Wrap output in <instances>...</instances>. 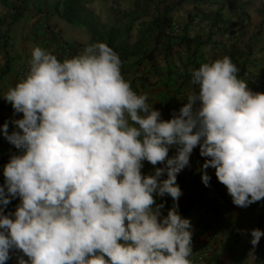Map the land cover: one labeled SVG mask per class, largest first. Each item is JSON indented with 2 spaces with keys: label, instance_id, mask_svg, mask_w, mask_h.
Instances as JSON below:
<instances>
[{
  "label": "clouds",
  "instance_id": "9594fccd",
  "mask_svg": "<svg viewBox=\"0 0 264 264\" xmlns=\"http://www.w3.org/2000/svg\"><path fill=\"white\" fill-rule=\"evenodd\" d=\"M121 66L103 42L63 61L35 47L27 73L3 95L23 117L11 134L3 125L21 151L4 166L0 204L17 195L21 203L0 214V264L14 247L29 258L18 264H193L176 181L197 145L210 158L203 169H215L235 205L264 199V92L239 78L230 56L192 71L197 90L168 120ZM145 160L163 167L144 175ZM210 179L204 171L206 186ZM165 194L174 202L167 215L155 200ZM251 236L255 247L264 231Z\"/></svg>",
  "mask_w": 264,
  "mask_h": 264
},
{
  "label": "crops",
  "instance_id": "0c3cea01",
  "mask_svg": "<svg viewBox=\"0 0 264 264\" xmlns=\"http://www.w3.org/2000/svg\"><path fill=\"white\" fill-rule=\"evenodd\" d=\"M53 1L0 0V24L7 30L22 29L18 39L13 40V47L19 49L20 53L17 67L24 65L28 70L33 49L35 47L43 49L42 42L37 39L34 16L31 17L32 13L38 11H43L48 21L58 27L65 38L83 46L81 51L74 52L72 56L80 54L88 47V34L81 27L67 23L58 13L62 8L60 4L56 6L58 0ZM93 2L89 4V10L102 19L103 13ZM20 3H23L25 8H19ZM171 10L168 17L182 25L190 23L193 14L199 16L200 22L195 26V31L190 37L196 35L199 40L207 41V45L194 52L191 46L188 48L181 41L179 44H173L170 39H164L155 58L156 64L161 68L158 70V78L161 80L154 86L147 85L140 89L138 87L141 94H147V102L160 110L162 119L168 120L173 115H178L187 103L188 95L197 90V86L192 83V71L198 69L203 62L224 55L231 57L239 69V78L245 80L253 92H264V0H183L182 5L172 7ZM216 13L221 14L216 27L212 28L211 24L206 25L211 15ZM219 30H222L220 35ZM32 31L34 33H31ZM177 45L180 47L179 52L174 55L171 48H177ZM183 59L186 60L184 67L178 68V62ZM127 62L128 60L122 61V75L127 81L136 83L134 77L137 74L133 73L137 66ZM16 113L12 106H4L0 109V138L3 139L0 145V185L5 184L4 166L12 155L21 151L8 141L3 130L5 122L8 123L9 134L17 130L13 121L23 116L19 113L17 116ZM199 155L200 148L197 145L193 149V161L197 162L200 159ZM205 159L210 158L204 157L203 161ZM193 169H196V166L193 165ZM200 170L207 171L211 177L209 181L211 183L206 189V199H218L222 206L236 210L239 215V219L220 228L222 241L217 260L213 264H264V236H261L255 247L251 243L252 230L258 228L264 231V225L250 224L244 218L251 214L264 216V199L247 207H239L233 203L227 187L219 182L214 168L198 169ZM20 203L21 198L18 195L10 197L9 204L5 206L0 204V214L14 213ZM21 252V249L15 247L10 249V258L5 264H18L16 260H19Z\"/></svg>",
  "mask_w": 264,
  "mask_h": 264
},
{
  "label": "rangeland",
  "instance_id": "374dc122",
  "mask_svg": "<svg viewBox=\"0 0 264 264\" xmlns=\"http://www.w3.org/2000/svg\"><path fill=\"white\" fill-rule=\"evenodd\" d=\"M53 1V0H51ZM93 4L99 8V11L103 13L102 19L96 16L100 23L103 25L110 27L113 25H118L121 28L130 25V31L125 36L124 40L129 43H133L137 40L139 31L143 28L140 24V21L146 18L149 21V17H141L142 14H145V3L153 8V6L163 11L165 7L168 9L175 8L182 5L183 0H138L139 7L137 11H131L134 8L135 0H93ZM54 2V1H53ZM186 2V1H185ZM184 2V3H185ZM92 3V2H91ZM19 8H25L23 3H20ZM18 9V8H17ZM34 16V17H33ZM140 16V18H139ZM264 16V14H263ZM31 17L34 18L36 29L37 39L42 42V47L44 50L48 48L53 36H60L66 41H71L75 46L77 51H81L83 46L73 40H69L65 38L62 31L51 24L43 11H38L36 13H32ZM193 14V19L198 18ZM200 22V21H199ZM198 22V23H199ZM192 25V21L187 25V30L189 29L188 34H193L195 31V26ZM188 24V23H187ZM182 25V24H180ZM80 27V26H79ZM82 28V27H81ZM83 29V28H82ZM22 29H5L4 25L0 24V70L4 66L5 62L9 63L10 71L8 74L3 75L0 78V104H4L5 106H12L10 102H7L3 95L8 91L10 87L15 86L18 80V73L23 68H26L24 65L18 66V56L20 57L19 49L14 48L13 40L20 36V32ZM84 30V29H83ZM85 31V30H84ZM31 33H34L33 31ZM14 34H17L14 36ZM179 40V37L176 38ZM39 42V43H41ZM173 44H179L178 41ZM153 46V43H150V47ZM193 47V44L191 45ZM161 48V47H160ZM159 48V49H160ZM179 45L177 48H172L171 52L176 55L179 52ZM159 49L156 57L159 54ZM48 50V49H47ZM76 51V52H77ZM173 56V54H172ZM155 57V58H156ZM193 58V55L191 56ZM135 59H130L128 62H132V65L137 66L135 72L133 74H137L134 79H136V83H131V87L137 94H141L139 91L140 88H144L145 86H154L161 79L158 78V70L161 69L158 67L154 61H142L140 64L134 63ZM185 59L178 62V68H182L185 65ZM127 62V63H128ZM189 65V62H187ZM18 69L16 73V69ZM27 69V68H26ZM15 70V73H14ZM138 71V72H136ZM139 87V89H138ZM21 114V113H19ZM18 116V114L16 113ZM0 145L2 143V138H0ZM177 148L176 146H171L169 149V157L176 154ZM198 161H193V152L190 155L189 165L185 166L177 174V184L180 186L182 190V195L179 197L178 201V210L181 216L188 218L192 225V250L193 256L191 259L193 260V264H213L216 262L218 254L214 255L212 258L207 257V252L210 248V234L213 232L221 233L220 228L224 227L225 224H220L218 222V214L224 209H231L222 206L218 199H206V189L207 186L204 184L202 180L203 171H198V169H203L202 165L204 164V157L199 155ZM193 165L196 166V169H193ZM163 167L162 163H158L157 165H152L148 161H143V167L141 169L142 174L151 175L154 174L155 168ZM163 178H166V173ZM211 180V179H210ZM211 183V182H209ZM208 183V185H209ZM156 203H163L164 208L162 209L163 215H167V211L173 206V199L170 195L165 194V196L155 197ZM198 204V205H197ZM219 210V212H218ZM234 222V221H232ZM244 222V221H243ZM216 256V257H215ZM23 258L28 260L29 258L23 253L20 254L19 258ZM17 262L19 260H16ZM210 261V262H209Z\"/></svg>",
  "mask_w": 264,
  "mask_h": 264
},
{
  "label": "trees",
  "instance_id": "16d2710c",
  "mask_svg": "<svg viewBox=\"0 0 264 264\" xmlns=\"http://www.w3.org/2000/svg\"><path fill=\"white\" fill-rule=\"evenodd\" d=\"M93 0H58L57 7L61 5V11L59 15L65 19V21L74 26L82 27L89 36V44L103 42L110 46L116 53H118L121 61L135 59V64H140L142 61H154L157 55L158 49L162 45L164 39H170L173 43L181 41L186 47H190L193 44L194 52L201 47L207 45V41L199 40L196 35L190 37L187 30V25H181L182 31L180 34H172L169 32L170 22L172 21L168 17L171 13V9L165 7L163 11L156 9L154 6L150 8L145 3V14L141 17H149V21L146 18L140 21L143 28L139 31L138 38L135 42L129 43L124 40L125 36L130 31L131 26H125L121 28L118 25L107 27L99 22L96 16L88 6ZM139 1L135 0L134 8L131 11H137L139 7ZM221 14H212L206 25L211 24V27H216L217 20ZM192 20V19H191ZM202 21V20H201ZM206 20H204L205 22ZM219 35L222 30H219ZM179 37V40L176 38ZM153 46L150 47V43ZM173 48V47H172ZM171 48V49H172ZM193 52V51H192ZM193 62V59L191 60ZM10 71L9 63L6 61L4 66L0 70V78L3 75L8 74ZM5 105L0 104V109ZM219 212V210H218ZM216 257V256H215Z\"/></svg>",
  "mask_w": 264,
  "mask_h": 264
},
{
  "label": "built area",
  "instance_id": "2783aa9c",
  "mask_svg": "<svg viewBox=\"0 0 264 264\" xmlns=\"http://www.w3.org/2000/svg\"><path fill=\"white\" fill-rule=\"evenodd\" d=\"M198 21H199L198 18H194V20L192 21V25L193 24L196 25ZM181 31H182V28L180 24L177 21L172 20L170 22L169 32H171L172 34H180ZM49 42L50 44L48 45V48H47L48 50L46 49V51L53 53L61 61H63L68 56H72V54H74V52L77 51L71 41H66L58 35L53 36L51 41L49 40ZM27 71L28 70L26 68H23L22 70L19 71L17 82L25 76ZM21 115L23 116V113H21ZM218 216H219L218 222H220V224L221 223L229 224L232 221L239 219V215L237 214V211L233 209H224L218 214ZM244 218H245V221H247L250 224L262 223L264 225V216H257V215L251 214V215L245 216ZM210 237H211V240H210L211 244L207 252V257L212 258L214 255L218 253V249L222 241V236H221V233L213 232L210 234Z\"/></svg>",
  "mask_w": 264,
  "mask_h": 264
}]
</instances>
